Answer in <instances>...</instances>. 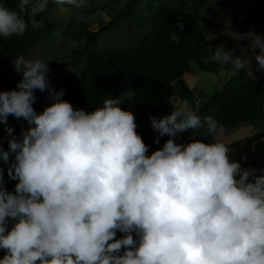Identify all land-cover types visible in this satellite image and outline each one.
<instances>
[{
    "label": "clouds",
    "instance_id": "clouds-1",
    "mask_svg": "<svg viewBox=\"0 0 264 264\" xmlns=\"http://www.w3.org/2000/svg\"><path fill=\"white\" fill-rule=\"evenodd\" d=\"M48 6L49 0H19L15 9L0 4V36H22L29 23L43 28L37 16ZM246 36L257 71H264V36ZM208 60L235 70L249 64L223 45ZM13 68L22 78L0 91V123L12 115L28 127L19 137L7 127L8 150L0 147L8 178L18 181L9 192L0 167V264H264V175L230 160L229 147L215 140L216 119L201 120L187 103L149 116L155 142L169 137L149 155L119 97L108 95L90 112L74 108L63 89L50 86L45 59L18 56ZM36 90L51 100L40 113ZM197 129L215 142H177Z\"/></svg>",
    "mask_w": 264,
    "mask_h": 264
},
{
    "label": "trees",
    "instance_id": "trees-1",
    "mask_svg": "<svg viewBox=\"0 0 264 264\" xmlns=\"http://www.w3.org/2000/svg\"><path fill=\"white\" fill-rule=\"evenodd\" d=\"M163 1L158 0L157 3ZM195 1L193 0V3ZM18 2L19 0H0V4L12 9L16 8ZM140 2L141 0H125L124 5L120 7L109 4L108 8H117L116 14L101 28H95L73 15L68 18L59 16L56 10L60 6L49 0L47 11L37 16L38 20L44 22L43 28H33L29 23L22 36H0V63L6 55L13 59L24 56L32 46L41 47L45 53H50L41 46L42 40H49V44L58 40L63 43L80 41V45L73 49L67 59L75 70L49 77L50 86L55 91L63 89L65 91L63 99L69 101L74 108H83L89 112L101 107L103 100L111 92L126 96V90L129 94L132 91L131 108L137 124L136 131L148 145L149 155L161 148L169 138L160 137V142L158 144L155 142L158 134L151 128L149 116L160 117L171 113L172 108L176 106L173 103L175 89L181 98L192 102V110L201 120L205 116H212L218 122L219 129L223 127L230 130L245 123L264 125V76H253L248 67L234 69L233 74L225 79L227 81L221 88L211 94L204 93V96L196 101V95L185 78L193 68L192 63L204 71L211 72H219L222 69L228 71L234 66L231 63L223 64L211 60L205 62V58L212 55L211 48L198 16L189 11L190 6L186 0L183 5L189 10L169 11L161 22L143 31V36L135 46L97 50L95 46L100 34L113 28L120 21H131L137 15L139 20L136 24L140 26L145 24L140 21L143 15L138 7ZM255 3L252 21L255 25H261L264 0H255ZM155 5L148 0L146 9L150 14L156 15ZM83 7L85 14H94L97 7L100 11H105L98 0H85ZM154 17L150 16L151 20ZM25 19L27 20V17ZM181 23L184 25L182 31L177 27ZM173 34L179 38V43L171 41ZM58 35L63 39H59ZM232 54L234 56L233 51ZM47 62L53 68L60 65L55 60ZM34 94L37 99L33 108L40 113L44 107L51 104V100L47 92L36 90ZM7 127H12L13 134L19 137L21 130L26 129L28 124L23 118L17 119L9 115L7 124L0 123V133ZM203 131L204 129L189 130L182 134V139L178 138L177 142L201 139L206 143H212L218 140V133L214 140L212 136L204 137ZM10 138L9 135L1 138L0 147L8 150ZM0 167L4 168V184L7 190L13 192L18 181L8 178L7 166L2 161ZM3 255L4 250H0V258Z\"/></svg>",
    "mask_w": 264,
    "mask_h": 264
},
{
    "label": "rangeland",
    "instance_id": "rangeland-1",
    "mask_svg": "<svg viewBox=\"0 0 264 264\" xmlns=\"http://www.w3.org/2000/svg\"><path fill=\"white\" fill-rule=\"evenodd\" d=\"M151 1L153 4H156V15L154 13L150 14L147 11L146 4L148 0H141L138 4L139 10L143 14L140 17V21L145 24L142 26L136 24L139 20L137 15L128 22H123L124 20H122L113 28L103 31L100 34L95 48L97 50H103L105 48L121 49L128 46H135L143 36V31H146L157 22H161L169 11L173 9H190L189 11L191 13L198 16L204 28L211 52L216 47L223 45L226 50H232L234 52V57L249 60L247 67L253 76H264V71H257V62L253 58V50L250 48L251 41L246 36L250 31L264 36V9L262 11L263 23L261 25H255L252 21L256 7L255 0H200L201 2L196 0L195 3H193V0H186L190 6L189 9L184 8V0H164L158 3V0ZM124 2L125 0H119V2L114 0H98V3L104 7L105 11H100V8L97 7L94 14H85L83 6L80 8H69L66 4L60 6L56 12L63 18H68L73 15L77 19L85 20L91 27L101 28L117 12V8H108V5L113 4L114 6L118 5L120 7L124 5ZM150 16L155 17L151 20ZM48 41L42 40L40 44L48 49L50 53H45L41 47L32 46L24 57L26 59L43 58L46 61L50 60L51 62L55 60V62H58L60 65L55 68L49 64V77H55L64 72H73L75 67L70 65L67 59L73 49L78 47L81 42L73 41L63 43L61 40H58L49 44ZM13 62L14 59L6 55L0 63V91L15 89L18 81L22 78L20 74L14 72ZM192 66V70L185 75V78L194 91L197 102L204 96V93L211 94L218 88H221L227 81L225 79L229 78L234 70V68L230 67L228 71L222 69L219 72H211L200 69L194 63H192ZM126 93V96L121 94L119 96L117 92H111L110 95L119 97L122 103V109L130 111L133 114L131 108L133 93L131 91V94H129L128 90H126ZM173 98L174 104L187 103L191 109L193 108L192 102L181 98L176 89ZM224 131L225 128L221 127L217 137L220 142H223L229 147L228 155L230 160L239 162L242 168L247 169L251 167L256 169L257 176L264 175V125L245 123L234 129ZM7 135L5 130L3 133H0V139ZM244 156L247 157L246 160L242 159ZM121 235L118 232L117 238Z\"/></svg>",
    "mask_w": 264,
    "mask_h": 264
},
{
    "label": "crops",
    "instance_id": "crops-1",
    "mask_svg": "<svg viewBox=\"0 0 264 264\" xmlns=\"http://www.w3.org/2000/svg\"><path fill=\"white\" fill-rule=\"evenodd\" d=\"M238 127V126H237ZM224 130V129H223ZM228 129H225V131L224 132H226Z\"/></svg>",
    "mask_w": 264,
    "mask_h": 264
}]
</instances>
